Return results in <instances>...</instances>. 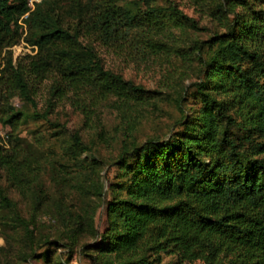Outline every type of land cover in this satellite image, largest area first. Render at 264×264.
<instances>
[{"label":"trees","instance_id":"trees-1","mask_svg":"<svg viewBox=\"0 0 264 264\" xmlns=\"http://www.w3.org/2000/svg\"><path fill=\"white\" fill-rule=\"evenodd\" d=\"M158 1L43 0L24 20L25 38L36 48L24 63L12 61L8 49L20 39L27 0H0V124L10 129L8 144L0 139V172L15 188L30 184L37 170L11 99L35 109L32 93L51 79L45 114L83 87L122 105L148 98L104 67L97 46L120 52L131 36L148 43L171 25L193 26L175 6ZM207 1L217 3L216 13L225 12L223 3L229 12L242 11L209 41L202 80L175 131L123 145L108 186V226L95 245L104 260L98 264H158L164 256L177 264H264V9L256 0H193L201 7ZM190 51L194 58L196 48ZM72 137V147L84 152ZM0 207L14 208L1 188Z\"/></svg>","mask_w":264,"mask_h":264},{"label":"rangeland","instance_id":"rangeland-1","mask_svg":"<svg viewBox=\"0 0 264 264\" xmlns=\"http://www.w3.org/2000/svg\"><path fill=\"white\" fill-rule=\"evenodd\" d=\"M42 1L29 6L18 20L20 39L8 49L12 61L25 63L36 53L25 38L24 20ZM253 3L264 9V0ZM158 4L175 6L193 20V26L171 25L148 43L133 41L131 36L126 41L129 47L120 52L97 46L104 67L147 91L148 98L122 105L114 96L103 99L83 87L79 94L66 93L45 114L51 79L32 93L35 109L17 97L11 99L14 110L22 113L19 137L27 154L35 158L37 171L35 179L30 184L23 181L21 189L0 172V188L14 204L13 209L0 207V264L104 261L95 245L102 242L108 226V186L115 180V161L123 145L163 140L175 131L182 113L190 111L194 84L202 80L209 41L225 32L235 13L242 11L234 6L229 12L223 3L225 12L216 13L213 6L217 3L210 1L204 7L193 0H159ZM185 48L189 51L184 53ZM193 48L194 58L190 56ZM0 133L3 144H8L9 127L0 124ZM74 134L85 149L82 153L72 147ZM158 264L177 263L164 256Z\"/></svg>","mask_w":264,"mask_h":264},{"label":"built area","instance_id":"built-area-1","mask_svg":"<svg viewBox=\"0 0 264 264\" xmlns=\"http://www.w3.org/2000/svg\"><path fill=\"white\" fill-rule=\"evenodd\" d=\"M38 2H40V0H29L28 7L30 6L31 8H33L34 5ZM0 135H1V133H0Z\"/></svg>","mask_w":264,"mask_h":264}]
</instances>
